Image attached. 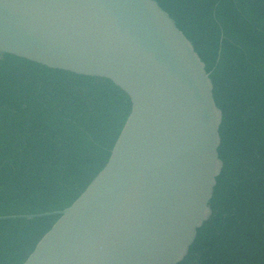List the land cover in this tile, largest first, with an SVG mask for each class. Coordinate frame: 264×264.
<instances>
[{"label":"water","instance_id":"obj_1","mask_svg":"<svg viewBox=\"0 0 264 264\" xmlns=\"http://www.w3.org/2000/svg\"><path fill=\"white\" fill-rule=\"evenodd\" d=\"M0 55L110 82L131 103L106 166L24 264H179L211 217L221 113L153 0H0Z\"/></svg>","mask_w":264,"mask_h":264},{"label":"trees","instance_id":"obj_2","mask_svg":"<svg viewBox=\"0 0 264 264\" xmlns=\"http://www.w3.org/2000/svg\"><path fill=\"white\" fill-rule=\"evenodd\" d=\"M153 1L204 64L221 113L211 217L179 264H264V0ZM130 112L110 82L0 55V218L68 209ZM58 220L0 222V264H24Z\"/></svg>","mask_w":264,"mask_h":264}]
</instances>
